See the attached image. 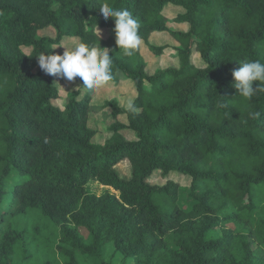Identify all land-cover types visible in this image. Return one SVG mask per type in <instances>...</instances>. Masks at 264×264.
Wrapping results in <instances>:
<instances>
[{
  "label": "trees",
  "instance_id": "1",
  "mask_svg": "<svg viewBox=\"0 0 264 264\" xmlns=\"http://www.w3.org/2000/svg\"><path fill=\"white\" fill-rule=\"evenodd\" d=\"M105 2L140 23L142 44L131 57L99 12ZM166 8L182 11L171 23L186 30L169 28ZM46 29L55 36H39ZM160 33L172 49L151 45ZM64 39L109 49L114 83L122 78L136 91L135 112L108 103L114 121L103 144L88 125L85 88L62 108L52 102L60 93L37 56L60 54ZM143 44L177 68L148 74ZM244 60L264 63V0H0V208L13 209L4 231L0 209V264H56L54 251L63 264H85L103 243L135 264H256L252 244L264 250V94L236 96L232 71ZM155 172L189 177L188 210L178 182L149 183ZM89 180L118 197L88 195ZM29 216L33 225L20 224Z\"/></svg>",
  "mask_w": 264,
  "mask_h": 264
},
{
  "label": "rangeland",
  "instance_id": "2",
  "mask_svg": "<svg viewBox=\"0 0 264 264\" xmlns=\"http://www.w3.org/2000/svg\"><path fill=\"white\" fill-rule=\"evenodd\" d=\"M165 16L167 17V21H169V28L173 30H186V27L184 26H178L174 23H171L175 17L180 15L182 11L180 9H174V8H166ZM98 32L101 35H106L107 31L104 30H98ZM39 36H46V37H54L55 33L52 29H46L44 31L39 32ZM149 42L151 45H154L156 47H161L165 45H171L170 49H172V45H174V42L171 40V38L168 36L167 33H160V34H154L150 37ZM72 43H77L74 39H64L60 45L68 46ZM59 45V46H60ZM143 48V56L146 61V67H147V73L153 74V73H159L162 72L165 69L168 68H177L178 63L176 59H174L172 56L168 55H153L148 51L144 44L141 47ZM56 50L62 55L64 52V48L56 47ZM193 63L197 66L201 65V62L198 58V56L193 57ZM54 82L56 83V86L58 87L60 98H58L55 101H52L53 104L57 107H63L68 99V95L72 93L75 90L83 89L82 85L78 83L77 81L69 82L65 79H60L55 76H53ZM88 97H89V105L88 107L91 109L89 115H88V125L89 128H92L96 131V136L94 138V143L96 144H103L106 139L109 138L110 132H109V126L113 123L114 118L112 116L113 109L108 105V103H112V101H115L118 104V107L121 109H128L127 108V102L129 100H134L136 91L132 85L131 82L126 81L124 79H119L116 83L109 82L106 86L103 88L97 89V90H89L85 88L84 90ZM133 102V101H132ZM117 119L120 122L126 123V118L124 116H118ZM125 138L127 140H133V134L126 131L123 133ZM118 171L122 177L128 178L129 177V166L127 162H123L118 166ZM171 178H163L159 172H155L152 177L149 180V183L152 185H164L167 180H173L178 182L180 186L183 189L179 190V205L182 209L188 210L191 207V202L188 199L189 190L187 189L190 185V179L189 177L181 176L179 174H171ZM185 188V189H184ZM85 191L88 195H94L96 197H100L105 193H109L111 195H114L118 197V193L114 190L104 187L100 185V183L96 181L89 180L87 185L85 186ZM0 209H2L3 212H5V219L6 222L1 228L2 231H4L5 228L8 227V224L10 223V220L12 218L13 209L11 207H8L6 204L3 205ZM35 216H29L27 220H20V224H27L33 225L36 221ZM9 222V223H8ZM227 229H234V225H228L226 226ZM216 233L220 235L221 230L218 228L216 230ZM85 230H80V234L84 236V238L89 241L90 236L87 234ZM44 235V234H43ZM246 235V234H245ZM46 236V235H44ZM168 241H170V237L167 238ZM55 242V246H57L58 242ZM252 247H254V260L256 264H264V250L263 249H257L256 245L252 244ZM54 248L53 250H55ZM54 261H56V264H63L64 258L61 255L59 251H54ZM85 264H135L133 260H124L123 257L117 253L114 252L113 246L111 243H103L101 246V249L99 251L98 257H91L88 259H85Z\"/></svg>",
  "mask_w": 264,
  "mask_h": 264
},
{
  "label": "clouds",
  "instance_id": "3",
  "mask_svg": "<svg viewBox=\"0 0 264 264\" xmlns=\"http://www.w3.org/2000/svg\"><path fill=\"white\" fill-rule=\"evenodd\" d=\"M99 12L107 22L114 21L115 43L119 52L131 57L139 49L142 39L139 34L140 23L127 9H117L105 2L99 7ZM99 35V32L96 28ZM64 48L62 55L42 53L38 58L40 69L47 75L65 79L69 82L79 77L83 87L97 90L114 80L112 65L113 59L109 56V49L90 46L85 42L72 43ZM238 68L232 71L236 96L249 101L258 94H264V63L259 60H244L237 62ZM254 83L257 86L254 88ZM127 108L136 111L134 103L129 100ZM252 116L258 113H252Z\"/></svg>",
  "mask_w": 264,
  "mask_h": 264
}]
</instances>
